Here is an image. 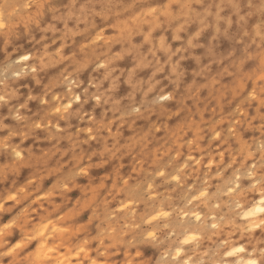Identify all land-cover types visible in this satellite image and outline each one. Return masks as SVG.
<instances>
[{
    "label": "clouds",
    "instance_id": "obj_1",
    "mask_svg": "<svg viewBox=\"0 0 264 264\" xmlns=\"http://www.w3.org/2000/svg\"><path fill=\"white\" fill-rule=\"evenodd\" d=\"M0 264H264V0H0Z\"/></svg>",
    "mask_w": 264,
    "mask_h": 264
}]
</instances>
